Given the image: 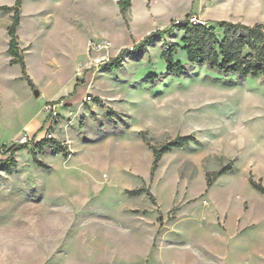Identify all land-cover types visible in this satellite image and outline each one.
Listing matches in <instances>:
<instances>
[{
	"label": "rangeland",
	"instance_id": "rangeland-1",
	"mask_svg": "<svg viewBox=\"0 0 264 264\" xmlns=\"http://www.w3.org/2000/svg\"><path fill=\"white\" fill-rule=\"evenodd\" d=\"M133 1L128 28L112 0H23L18 41L38 97L9 64L11 12L0 10V146L31 137L16 166L0 169V264H264V195L249 183L264 185V80L225 86L196 66L147 83L166 71L165 42L182 46L175 28L131 50L168 13L184 20L203 7L206 18L252 25L264 23V0H178L158 17ZM123 49L122 66L106 71ZM174 59L187 63L181 48ZM188 134L195 141L165 153L150 177V146ZM226 165L207 188L206 174ZM138 188L155 204L127 193Z\"/></svg>",
	"mask_w": 264,
	"mask_h": 264
},
{
	"label": "trees",
	"instance_id": "trees-1",
	"mask_svg": "<svg viewBox=\"0 0 264 264\" xmlns=\"http://www.w3.org/2000/svg\"><path fill=\"white\" fill-rule=\"evenodd\" d=\"M23 0H15L12 5H1L0 10L11 12V21L7 26V34L9 37L7 54L10 56L9 64H18L22 72L21 78L24 79L30 89H35L36 86L30 76L26 72V64L22 57V50L19 47L17 28L21 19V8ZM118 12L122 17L124 24L129 26V11L132 5L131 0H117ZM191 13L184 16L186 20ZM221 30L222 36L219 38L213 26L204 24L189 25L186 22L174 25L170 23L164 28L155 29L146 34L131 50L145 48L158 38L165 39V35L174 28L178 31H183L180 39L182 46L179 43L165 42L162 50V58L166 65L164 75L149 74L146 77V82L154 85L161 80L165 75L173 77H185L196 66H206L209 70L215 71L221 75V78L214 80L232 86L235 83H241L248 77H261L264 80V23H254L252 25L243 24L240 22H231L228 20L214 21ZM178 48L185 53L187 63H182L180 60L174 59V54ZM129 52V49H123L111 61L104 63L103 68L106 71L118 69L122 66L123 57ZM64 97L59 98L63 100ZM141 133L142 139L148 143L147 138ZM195 141L192 134L176 135L173 138L166 140L158 146H150L152 151V164L150 167V177L154 176V172L158 166V162L162 156L177 148H182ZM55 142V141H54ZM29 143H13L9 146L1 145L0 148L5 158L0 159V169L9 172L17 164L14 157L16 151L25 149ZM36 147H41L40 141L34 143ZM55 151L61 152L59 143L55 142ZM39 166L49 169L44 166L38 159H34ZM231 169L230 165H226L213 173L206 174V186L211 187L212 181L219 176L225 174ZM250 185L264 195V185L252 178L249 179ZM132 195L145 193L152 204H155V197L149 190L138 188L136 190L127 191ZM159 220H161L159 216Z\"/></svg>",
	"mask_w": 264,
	"mask_h": 264
},
{
	"label": "crops",
	"instance_id": "crops-1",
	"mask_svg": "<svg viewBox=\"0 0 264 264\" xmlns=\"http://www.w3.org/2000/svg\"><path fill=\"white\" fill-rule=\"evenodd\" d=\"M111 1V0H110ZM113 2H114V6H115V11L117 10L116 9V5H117V0H112ZM132 1V5H131V8H130V11H129V26H130V24H131V26H133V28H134V25H133V21H132V19H131V11H132V8H133V3H134V1L133 0H131ZM177 1L178 0H143V5H144V8H145V15L146 16H148L149 15V17H153V16H155V17H158V15H155V14H157V12H158V10H159V8H160V4H162L163 6H165L166 8H168V9H174V7H175V4L177 3ZM14 3V2H13ZM12 3V4H13ZM236 3H240V0H237L236 1ZM11 4V5H12ZM238 4H237V7H239L238 6ZM10 6V5H9ZM253 7V5H251V8ZM192 9V12L194 13V15L195 16H197L200 20H202L203 21V24L204 25H206V26H214V25H212V23L210 22V21H218L217 19H209V18H206L205 17V14H204V12H203V7L201 8V7H197V8H191ZM190 9V10H191ZM189 10V11H190ZM249 10H251V12L253 11L252 9H249ZM189 11H187V12H185L184 14H183V16H185L186 14H188V12ZM250 12V13H251ZM120 15V14H119ZM240 15V14H239ZM239 15H237L236 17H238ZM163 16V15H162ZM122 18V17H121ZM174 19H178L177 18V16L176 15H174V13H168V14H166V15H164V21H162V25H160V26H154L155 28H164L165 26H167L168 24H170V22H171V20H174ZM232 20V19H231ZM230 21V20H229ZM231 22H235V20H233V21H231ZM9 24H10V22H9ZM9 24H7L6 25V33H7V26L9 25ZM126 26V25H125ZM129 26H128V28H129ZM19 27H20V25L18 26V28H17V33H18V29H19ZM127 27V26H126ZM154 29V28H153ZM220 30V29H219ZM149 31H151V29H148L147 31H144V34H146L147 32H149ZM18 35V34H17ZM8 40H9V37H8V34H7V41H6V43H7V45H6V50H7V47H8ZM18 40H19V36H18ZM26 62V61H25ZM26 72H27V74H28V71H27V65H26ZM29 75V74H28ZM30 76V75H29ZM20 79H22L21 78V76L19 77ZM31 78V77H30ZM32 79V78H31ZM24 80V79H23ZM45 101H47V100H45ZM44 101V102H45ZM43 118H44V115L42 116V118H41V120L40 121H38L37 123H36V125L33 127V128H30V129H28V130H26V132L28 133V134H34L40 127H41V124H42V121H43Z\"/></svg>",
	"mask_w": 264,
	"mask_h": 264
},
{
	"label": "built area",
	"instance_id": "built-area-1",
	"mask_svg": "<svg viewBox=\"0 0 264 264\" xmlns=\"http://www.w3.org/2000/svg\"><path fill=\"white\" fill-rule=\"evenodd\" d=\"M183 22H186L189 25H193V24H203V21L200 20L195 15H189L186 20L185 19L184 20L183 19H174V20H172V24H174V25H178V24L183 23ZM58 105H59L58 103H54V102L53 103H47V104H45L44 105V108H45L46 113L48 115H52V116L53 115H57L56 108H57ZM49 124H50V121H49ZM48 137H50V135H48ZM28 140H31V137L24 134V135H22L20 137L19 142L20 143H27Z\"/></svg>",
	"mask_w": 264,
	"mask_h": 264
},
{
	"label": "water",
	"instance_id": "water-1",
	"mask_svg": "<svg viewBox=\"0 0 264 264\" xmlns=\"http://www.w3.org/2000/svg\"><path fill=\"white\" fill-rule=\"evenodd\" d=\"M33 95L35 96V97H38L39 95H40V92H39V90L38 89H33Z\"/></svg>",
	"mask_w": 264,
	"mask_h": 264
}]
</instances>
